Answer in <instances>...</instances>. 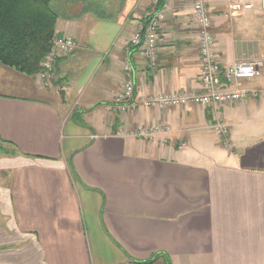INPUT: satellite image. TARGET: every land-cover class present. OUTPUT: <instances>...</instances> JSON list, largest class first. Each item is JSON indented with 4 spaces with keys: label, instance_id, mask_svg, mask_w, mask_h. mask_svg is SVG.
Listing matches in <instances>:
<instances>
[{
    "label": "crops",
    "instance_id": "1",
    "mask_svg": "<svg viewBox=\"0 0 264 264\" xmlns=\"http://www.w3.org/2000/svg\"><path fill=\"white\" fill-rule=\"evenodd\" d=\"M156 1L53 0L76 48L49 88L0 62V264H264V67L244 84L256 99L146 107L197 88L200 70L193 0H162L155 67L131 44ZM237 1L208 0L222 66L264 61V10ZM157 123L169 132L133 135Z\"/></svg>",
    "mask_w": 264,
    "mask_h": 264
},
{
    "label": "built area",
    "instance_id": "2",
    "mask_svg": "<svg viewBox=\"0 0 264 264\" xmlns=\"http://www.w3.org/2000/svg\"><path fill=\"white\" fill-rule=\"evenodd\" d=\"M264 10V0H258ZM156 4H159L156 1ZM252 4L239 0L231 4V9L237 13L251 9ZM164 6L147 16L144 26L135 33L131 40L134 47L140 48L151 67H155L159 58V37ZM193 17L198 28V55L200 70L197 78L198 87L181 92H163L144 100L148 108L168 110L196 106H222L238 104L256 99L257 91L244 89L245 82L256 80L262 75L263 59L243 61L230 66H222L215 51V38L211 32L212 16L208 9V0H193ZM51 52L42 63L39 78L45 87L50 85L55 70V64L73 53L76 48L75 40L69 36L57 35L52 42ZM124 71L127 79L122 90L116 95L115 103L121 112L134 108L135 85L132 80V67L125 64ZM211 130L222 136L229 135V127L222 121H217ZM169 132V127L162 124H152L136 128L133 135L149 139L159 134Z\"/></svg>",
    "mask_w": 264,
    "mask_h": 264
},
{
    "label": "trees",
    "instance_id": "3",
    "mask_svg": "<svg viewBox=\"0 0 264 264\" xmlns=\"http://www.w3.org/2000/svg\"><path fill=\"white\" fill-rule=\"evenodd\" d=\"M52 2L0 0L1 63L28 76L39 74L43 61L51 52L53 39L58 35L59 15L52 8ZM162 7L160 0L158 9Z\"/></svg>",
    "mask_w": 264,
    "mask_h": 264
},
{
    "label": "rangeland",
    "instance_id": "4",
    "mask_svg": "<svg viewBox=\"0 0 264 264\" xmlns=\"http://www.w3.org/2000/svg\"><path fill=\"white\" fill-rule=\"evenodd\" d=\"M67 57H68V56H67ZM43 62H44V61H43ZM58 69H59V66H58ZM41 71H42V67H41ZM41 71H40V72H41ZM40 72H39V73H40ZM38 76H39V74H38ZM53 79H54V75L52 76V80H51V82H49L50 85H49L47 88H49L51 85H53ZM164 125H165V124H164ZM166 126H167V125H166ZM212 132H213V131H212ZM223 138L226 139L227 137H223Z\"/></svg>",
    "mask_w": 264,
    "mask_h": 264
}]
</instances>
